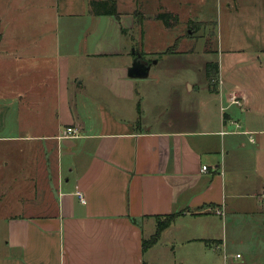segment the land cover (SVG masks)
I'll list each match as a JSON object with an SVG mask.
<instances>
[{
  "label": "crops",
  "instance_id": "1",
  "mask_svg": "<svg viewBox=\"0 0 264 264\" xmlns=\"http://www.w3.org/2000/svg\"><path fill=\"white\" fill-rule=\"evenodd\" d=\"M92 1L24 6L0 31V264H159L162 240L200 244L203 264H264V0H216L228 29L203 89L155 58L211 52L205 30L160 23L162 45L145 0H117L119 17ZM171 1L157 12L177 15ZM204 12L187 21L207 29ZM134 52L150 82L129 77Z\"/></svg>",
  "mask_w": 264,
  "mask_h": 264
},
{
  "label": "rangeland",
  "instance_id": "2",
  "mask_svg": "<svg viewBox=\"0 0 264 264\" xmlns=\"http://www.w3.org/2000/svg\"><path fill=\"white\" fill-rule=\"evenodd\" d=\"M130 1L134 2V0H125V2H130ZM145 1L147 2V3L145 2L147 8L144 13L153 15V20L156 24V27L153 26V28L151 27L152 28L151 30L148 29V33H149L148 37L149 38L151 37L152 40L154 38L155 39L157 38L159 39V43L162 44L161 40L164 38V36L162 35V32L159 33L158 28H161L160 23H162L164 26V23H163L164 21L162 19L158 20L157 17L161 15L162 13H165V12L167 13V11L157 12V9L159 7L158 4H160L161 0H145ZM165 1L163 0L164 4H166ZM48 4H49V0H0V29H2L0 31H4L7 28L6 30L8 32V28H10L9 22H11L12 19H14L15 17L21 15L20 13H23L22 9L24 6H26L27 8H32V9H35L36 7L40 6L42 9L44 6H48ZM169 4L172 7H174L175 12H177V15L175 16H177L176 18H178V20L176 21L170 20L172 24L177 22L176 24H174V28H176L177 31H181V34L186 38L187 37L192 38L194 36L198 38L199 36H202V33L205 30L206 31L205 35L206 36L209 35L208 42L211 43V47H210L211 52H209L210 55H208L209 53H205L203 51L205 50L206 45H203V43L201 44L198 43L196 45V42H195L194 44L195 52L192 54L177 55V58L166 57L163 54L162 55L160 54L155 59H158V57H161L162 59L161 67L168 65V62L173 63L171 66L178 65L179 66L178 68L188 67L190 71L189 75L194 77L196 82L200 84L201 88L203 89V87L208 82L209 74L207 73V67H208L209 62L218 64V59H219V57L217 56V50H218L217 49L218 47L217 37L215 38V35H214L215 34L214 32L218 33L216 22H219L218 11H216V5H215L216 0H206L205 5H202L201 7L199 6L200 8L198 7V5H196V2H193L191 6H186L184 2L179 3V0H172L171 3ZM202 10L206 12V13L204 12L206 18L203 20H209L215 23V24L214 23L208 24L207 29L203 27L205 26L204 24H201L193 20H191L190 22L187 21V17L190 16L191 12L193 16L195 17V20L196 19L199 20L198 14H199V11H202ZM141 16L145 19V15L143 13H141ZM240 23L241 22H239V25ZM219 25L221 27L222 25L224 26V31L226 33L228 29V23L220 21ZM219 30H220V27H219ZM177 36H178L177 33H170L168 34L167 38L171 37V39H175ZM149 43L154 46L153 43L151 42ZM154 47L156 48L157 46H154ZM156 50H159V49L156 48ZM178 74L184 75L183 72H180ZM150 80L152 79H147L146 82H142V83L150 82ZM213 84H216V81ZM188 89L190 88L188 87ZM201 95H208V94L206 92H198V91H195L193 94V96H196V97H200ZM173 104H174V109L172 110V112H175V107H176L175 102ZM0 115H1V109H0ZM193 244L194 245H191V247H188V245H180V244L172 245L171 243L162 240L157 249V258H158L159 264H174V263L177 264L178 262L182 260L186 261V263L184 264H195L193 261H197V264H203V263H199L201 259L200 255L202 252V247L198 243H193ZM214 264H217V263H214Z\"/></svg>",
  "mask_w": 264,
  "mask_h": 264
},
{
  "label": "trees",
  "instance_id": "3",
  "mask_svg": "<svg viewBox=\"0 0 264 264\" xmlns=\"http://www.w3.org/2000/svg\"><path fill=\"white\" fill-rule=\"evenodd\" d=\"M91 6H92V10L93 13L97 16L102 15V16H116L119 17V14L117 12V0H93L91 2ZM177 16L170 14V13H162L161 15H159L157 17V19L159 20H163L164 22V26L166 28H172L174 27V24H176L177 22H175L174 24H172L170 22V20H178V18H176ZM136 19H137V26L141 27L143 25V21L144 18L141 16L140 13H137L136 15ZM125 32V30H124ZM207 73L209 74V78L210 80L214 81L216 75H218V64H208V70ZM175 219V216H170L169 218H167L164 221L158 220L157 221V230L154 233V235L151 236V238L147 241H143L144 243V250L152 247V245L156 244V242L160 239L163 231L167 228L166 226H168L171 222H173V220Z\"/></svg>",
  "mask_w": 264,
  "mask_h": 264
},
{
  "label": "water",
  "instance_id": "4",
  "mask_svg": "<svg viewBox=\"0 0 264 264\" xmlns=\"http://www.w3.org/2000/svg\"><path fill=\"white\" fill-rule=\"evenodd\" d=\"M135 54L136 57L131 67L128 69V75L130 78L147 79V77L150 75L149 71L151 64L144 61L139 53Z\"/></svg>",
  "mask_w": 264,
  "mask_h": 264
},
{
  "label": "built area",
  "instance_id": "5",
  "mask_svg": "<svg viewBox=\"0 0 264 264\" xmlns=\"http://www.w3.org/2000/svg\"><path fill=\"white\" fill-rule=\"evenodd\" d=\"M235 102V104H240L239 102H236V101H234ZM78 134V130L76 129V128H68L67 130H66V135H65V137L66 138H72V137H74L75 135H77ZM223 134H225V133H223ZM254 140H253V138H252V142H253ZM208 170V167H203V171H207ZM79 198L85 203V199H83V196L82 195H79ZM237 258H241V255H237Z\"/></svg>",
  "mask_w": 264,
  "mask_h": 264
}]
</instances>
